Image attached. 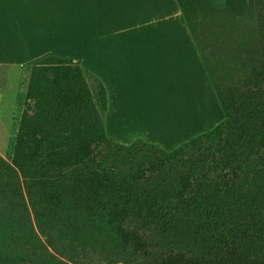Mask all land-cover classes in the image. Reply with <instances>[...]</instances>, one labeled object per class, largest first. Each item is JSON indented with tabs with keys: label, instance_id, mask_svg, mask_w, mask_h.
Returning a JSON list of instances; mask_svg holds the SVG:
<instances>
[{
	"label": "trees",
	"instance_id": "obj_1",
	"mask_svg": "<svg viewBox=\"0 0 264 264\" xmlns=\"http://www.w3.org/2000/svg\"><path fill=\"white\" fill-rule=\"evenodd\" d=\"M255 5L262 86L242 91L229 119L176 149L109 164L91 149L99 138L111 143L104 121L105 137L89 142L64 136L59 119L23 122L13 162L0 156V264H264V0ZM54 68L56 84L38 85L53 88L40 95L41 112L82 96L75 69ZM247 102L256 110L240 122ZM88 109L101 123L91 98ZM233 125L241 131L229 149L208 159L194 148Z\"/></svg>",
	"mask_w": 264,
	"mask_h": 264
},
{
	"label": "crops",
	"instance_id": "obj_2",
	"mask_svg": "<svg viewBox=\"0 0 264 264\" xmlns=\"http://www.w3.org/2000/svg\"><path fill=\"white\" fill-rule=\"evenodd\" d=\"M46 58L99 80L110 140L167 151L263 84L255 0H0V78Z\"/></svg>",
	"mask_w": 264,
	"mask_h": 264
},
{
	"label": "rangeland",
	"instance_id": "obj_3",
	"mask_svg": "<svg viewBox=\"0 0 264 264\" xmlns=\"http://www.w3.org/2000/svg\"><path fill=\"white\" fill-rule=\"evenodd\" d=\"M63 63H67L68 66H71L73 69H75L76 72L73 78L76 83L81 84L82 92H80V94L82 96L79 99L78 93H76L75 97L78 98V102H71V104H67L62 108H59L58 112H41L40 110H38V106L40 104V101L38 99H41L40 95H46L47 90H51L53 88L52 86H50L49 89H47V87H41L38 90V85L43 79L45 80V84H47V79L54 80L49 83L56 84L55 81L57 80L54 79L55 73L50 69H55L54 66ZM80 67L81 66L76 61H60L54 58H46L23 67L21 76L18 78L16 75L9 76L7 78L9 81L0 78V87H4L3 90H0V156L3 159L7 160L9 163L13 162L17 137L20 133L23 122L25 121L27 123L33 122L32 120L35 119H45L49 121L59 119L60 123L63 124L61 126V130L64 131V136L73 134L77 137H80L81 139L87 138V142H89L90 140L98 139V137H105L104 128L102 126V113L104 112L106 105L104 88L100 84L99 80L93 75H90L87 72L81 73L79 71ZM18 82H20V86H18ZM33 84L36 87L37 96L39 98H33L30 95V88ZM85 90H87V99L86 97H84ZM90 98L96 106L100 116L102 117L101 123L99 121L95 124L93 121L92 114L88 109V101ZM246 105L250 107V111L246 112V110H243L240 117V122L245 121L247 115L249 113H254L256 110L255 105L248 104L247 102L245 104V108L247 107ZM73 118L75 120V124L73 128L68 131L66 123ZM234 127H239L240 130H233ZM240 131L241 128L237 125H233L230 129H225L222 126L216 138H202L198 143L192 144L196 146L194 147L196 151L200 152L203 157H207L209 159L211 158V156L213 157L217 153V151L227 150L231 146L235 145V143L237 142L236 137L240 134ZM15 133V137L11 138V136ZM105 140L111 143L105 144L104 140L102 141L99 138L97 140L98 142L91 144V149H94L97 152L100 151V162H106L109 164L114 163L121 165L128 162L130 158H133L135 156L150 158V156L153 155L160 156L162 155L163 151H167L156 144L145 142L142 139L136 140L138 141V143L135 146V150H132L133 152L131 150L118 146L123 144L110 140L109 138ZM133 143H135V141ZM129 145L123 146L127 147ZM198 152L197 154L199 155ZM218 157L219 155L217 156V158ZM231 176L232 174L231 172H229L228 177ZM7 213L8 212L6 211L4 212L5 215H7ZM0 253H2V251H0Z\"/></svg>",
	"mask_w": 264,
	"mask_h": 264
}]
</instances>
